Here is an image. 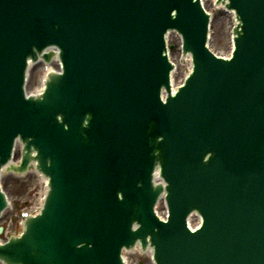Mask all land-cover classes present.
<instances>
[{
	"label": "water",
	"instance_id": "95a60500",
	"mask_svg": "<svg viewBox=\"0 0 264 264\" xmlns=\"http://www.w3.org/2000/svg\"><path fill=\"white\" fill-rule=\"evenodd\" d=\"M200 1L0 0V175L19 146L7 170L34 162L49 188L0 261L125 264L139 247L155 264H264V0H217L229 58ZM170 33L193 64L174 91ZM51 48L60 70L27 94Z\"/></svg>",
	"mask_w": 264,
	"mask_h": 264
},
{
	"label": "rangeland",
	"instance_id": "374dc122",
	"mask_svg": "<svg viewBox=\"0 0 264 264\" xmlns=\"http://www.w3.org/2000/svg\"><path fill=\"white\" fill-rule=\"evenodd\" d=\"M209 2L210 1L205 4L206 8L212 13L209 46L212 52L214 51L218 55L226 56L230 51L229 27L232 26L234 19H231L229 13L223 9L212 8ZM169 44L171 46L170 56L177 64L173 79L174 83L178 84L182 79L186 65L179 63V44L178 38L175 35L170 34ZM48 67L49 65L44 64L33 66L28 76V91H34L33 88L40 85V79L42 78L44 71H48ZM1 183L2 188L10 201V208L5 211L0 220V225L4 228L0 237L4 240L7 237V234L11 232H13V234L14 232L16 233L20 217L23 216V213L26 210H28L24 206L32 204L31 202L33 200V202L38 200V197L40 196L38 190H41L42 187L38 181V177L34 173L12 175V177L11 173H6L2 177ZM33 194H35V196H33ZM25 199H28L29 203L23 202ZM125 258L128 264H151L149 255L141 254L138 251H131L125 254Z\"/></svg>",
	"mask_w": 264,
	"mask_h": 264
},
{
	"label": "bare ground",
	"instance_id": "6f19581e",
	"mask_svg": "<svg viewBox=\"0 0 264 264\" xmlns=\"http://www.w3.org/2000/svg\"><path fill=\"white\" fill-rule=\"evenodd\" d=\"M208 1H210L209 3H210V5H211V7L212 8H214V9H219V8H221V9H223V7H219V6H215V5H212V0H208ZM229 15H230V17H231V19H232V17H233V14H232V12H231V14L229 13ZM173 38V37H172ZM171 38V39H172ZM230 39V38H229ZM230 49H231V44H230ZM229 49V50H230ZM186 61H188V59H186ZM53 64H55L56 65V67H57V69H58V62L57 61H55V60H53ZM49 68V71H52L53 69H55L54 67H51V66H49L48 67ZM31 69L32 68H30L29 69V71H31ZM29 71H28V74H29ZM42 80H43V76H42V78L40 79V86L39 87H35V88H33L34 90H36V92H40L41 91V86H42ZM32 92H33V90H32ZM37 177H38V181L41 183V185H42V189L41 190H38L39 191V194L41 193V196H42V194L44 195V183L43 182H46V179L44 178V177H42V176H40V175H36ZM36 194V193H35ZM35 194H33V196H35ZM23 202H26V203H29V200L28 199H25ZM35 208V207H34ZM33 208V209H34ZM148 252H149V250H148Z\"/></svg>",
	"mask_w": 264,
	"mask_h": 264
}]
</instances>
